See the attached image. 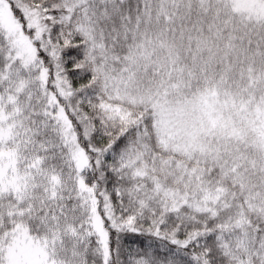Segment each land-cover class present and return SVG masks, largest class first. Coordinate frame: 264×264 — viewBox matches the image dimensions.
Listing matches in <instances>:
<instances>
[{
  "label": "snow or ice",
  "instance_id": "6c2138e0",
  "mask_svg": "<svg viewBox=\"0 0 264 264\" xmlns=\"http://www.w3.org/2000/svg\"><path fill=\"white\" fill-rule=\"evenodd\" d=\"M0 264H264V0H0Z\"/></svg>",
  "mask_w": 264,
  "mask_h": 264
}]
</instances>
